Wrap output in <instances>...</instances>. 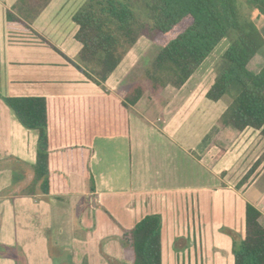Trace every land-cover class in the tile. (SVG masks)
<instances>
[{
	"label": "crops",
	"instance_id": "1",
	"mask_svg": "<svg viewBox=\"0 0 264 264\" xmlns=\"http://www.w3.org/2000/svg\"><path fill=\"white\" fill-rule=\"evenodd\" d=\"M16 2L0 0V264H132L122 236L153 214L160 264H233L232 234L244 237L246 203L264 225V137L219 123L230 98L205 96L212 54L180 88L146 89L129 107L128 136L92 137V182L68 173L65 193L43 195L34 176L37 132L2 98L122 97L153 43L141 35L100 86L80 65L74 39L72 15L85 0H48L25 24L6 18L18 16ZM251 60L248 69L259 71L262 61Z\"/></svg>",
	"mask_w": 264,
	"mask_h": 264
},
{
	"label": "trees",
	"instance_id": "2",
	"mask_svg": "<svg viewBox=\"0 0 264 264\" xmlns=\"http://www.w3.org/2000/svg\"><path fill=\"white\" fill-rule=\"evenodd\" d=\"M47 2L17 0L14 9L20 18L11 11L6 12V18L25 24L23 20L35 18ZM246 2L253 8L254 19L264 17V0ZM72 20L78 26L74 39L81 44L79 63L90 72L86 73L88 78L100 86L141 35L148 32L154 42L158 36L159 50L144 66L153 94L166 86L180 88L227 39L205 96L211 101L230 98L219 118L222 126L253 128L264 137V64L257 72L248 69L264 45V36L253 20H239L235 0H86ZM145 90L141 83H134L122 97L110 92L83 100L3 97L20 124L37 132L34 176L40 181V193H65L68 173L92 182L90 140L96 135L128 136L129 107ZM82 131L87 144L82 142ZM260 216L256 207L245 204L244 237L238 240L232 234L233 264H264ZM122 243L132 264H160V216L143 217L124 232Z\"/></svg>",
	"mask_w": 264,
	"mask_h": 264
},
{
	"label": "rangeland",
	"instance_id": "3",
	"mask_svg": "<svg viewBox=\"0 0 264 264\" xmlns=\"http://www.w3.org/2000/svg\"><path fill=\"white\" fill-rule=\"evenodd\" d=\"M86 1V0H85ZM239 20L241 22L248 21V20H253L261 33L264 36V17H261L259 19H254L253 18V8L246 2V0H235ZM145 37H147L152 43V47L146 51L143 57V62L141 64H138V66L134 67L130 75L126 78V81L128 80L127 86L132 85L134 83H141L144 87H146L147 90L150 88V84L147 81V79L144 76V66L153 60L154 56L159 50L160 47V38L157 36L156 37V42L152 41L150 37L148 36V32L144 34ZM228 40L224 39L216 48L215 50L211 53L212 54V59H216V63L219 60L220 54L223 51V49L227 46ZM261 60L262 65L264 64V45L260 48V50L256 53V55L252 58L251 61L253 60ZM145 63V64H143ZM251 67V65H250ZM150 91V90H149Z\"/></svg>",
	"mask_w": 264,
	"mask_h": 264
}]
</instances>
